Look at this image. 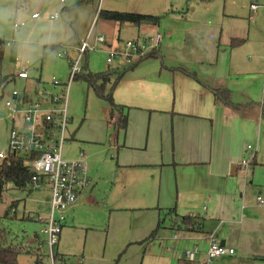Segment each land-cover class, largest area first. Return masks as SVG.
Listing matches in <instances>:
<instances>
[{"label":"crops","instance_id":"crops-1","mask_svg":"<svg viewBox=\"0 0 264 264\" xmlns=\"http://www.w3.org/2000/svg\"><path fill=\"white\" fill-rule=\"evenodd\" d=\"M250 1L188 0L185 12L147 14L161 17L157 26L123 23L132 27L129 41L162 37L158 57L132 62L113 92L127 108L125 131L116 129V115L107 121L116 134L109 169L116 195L128 205L110 209L146 214L133 239L148 238L163 253L149 264H190L184 251L197 246L203 252L210 236L234 250L212 264H264V7L252 11ZM231 39L242 42L231 46ZM111 43L105 39L104 48L111 50ZM6 77L11 81L14 74ZM40 85L22 94L36 97ZM215 91L230 92L233 104L253 106L233 112L215 103ZM246 157L250 162L243 167ZM88 178L63 228L73 225L75 211L98 188L97 171ZM34 216L28 220L43 226L44 219ZM158 226L167 238H150Z\"/></svg>","mask_w":264,"mask_h":264},{"label":"rangeland","instance_id":"rangeland-1","mask_svg":"<svg viewBox=\"0 0 264 264\" xmlns=\"http://www.w3.org/2000/svg\"><path fill=\"white\" fill-rule=\"evenodd\" d=\"M187 1L3 0L0 4V41H13L11 47L0 49V77L15 76L19 70L17 60L21 61L23 67H27L29 75L28 80L16 78L15 83L6 84L4 92H0V113L5 112L4 103L9 99L11 91L26 92L40 83L39 87L44 86L47 90L58 93L59 89L50 86L53 78L63 84L69 83L66 108L72 119L70 130L74 132V142L72 146H64L63 157L69 160L77 158L76 153L82 150L88 173L92 176L97 171L100 176L98 188L90 194L85 207L75 211L73 225L64 227L59 235L53 253L60 258L57 261L54 255L51 258L43 243L39 250L40 264H149L156 262L152 259L153 256H163L161 248L150 243L148 238L133 239L138 238L142 230L146 217L144 212H113L110 209H123L128 205L116 195L115 182L109 169V161L114 157L112 146L116 134L111 126H107L108 104L98 98L83 80L71 81L68 60L57 54L66 52L72 55L85 40L93 44L97 35H103L112 42L111 50L124 51L123 43L134 39L132 27L99 19V10L144 14L151 12L159 15L167 10L181 11L182 7L185 12L190 7ZM37 11L41 18L31 20V14ZM53 13H58L59 17L55 21H49L46 16ZM21 21L25 22V26L14 31L13 23ZM105 45L97 43L93 50L88 49L82 66L87 62L88 73L111 74L112 82L115 79L113 73L122 71L127 64L117 59L108 65ZM30 98L37 100L34 96ZM115 115L117 122L119 116ZM10 128L9 119L0 115V151L7 149ZM13 204L14 208L17 206L16 212H8ZM49 211L50 193L47 190H21L7 184L0 198V215L8 212V217L2 221L4 229L13 237V243H22L33 252L38 244L35 235L43 226L28 219L34 215L45 219ZM33 218L38 220V217ZM169 224V220L164 221L167 228ZM161 231L158 230L156 235L166 237ZM166 235L171 236V233ZM39 236L42 241L45 240L42 233ZM171 245L173 248L174 243L171 242ZM29 246L32 248H28ZM149 255L151 256L148 258ZM172 255L164 254L165 257ZM17 263L36 264V257L32 253H21Z\"/></svg>","mask_w":264,"mask_h":264},{"label":"built area","instance_id":"built-area-1","mask_svg":"<svg viewBox=\"0 0 264 264\" xmlns=\"http://www.w3.org/2000/svg\"><path fill=\"white\" fill-rule=\"evenodd\" d=\"M56 1L63 2L62 0ZM249 7L255 11L264 5L261 6L258 0H251ZM58 17V13L46 16L49 21H54ZM40 18L39 12L31 15V19ZM24 26L25 22L23 21L13 23L14 31H18ZM161 39V35L157 34L146 38L143 42L127 41L124 43L122 52L107 50L106 63L111 65L113 61L120 59L126 64H130L143 58L151 50H156ZM12 42H2V45L11 47ZM97 43L105 44V38L102 35H97L94 37L93 44L89 40H85L74 56H69L66 52L57 54L68 60L71 81L83 73L82 61L88 49L93 50ZM20 62L17 60L19 70L10 82L14 78L21 80L29 78L27 67H23ZM50 86L59 89V92L53 93L41 86L35 91L36 101L17 91L10 92L9 99L4 103L5 112L3 115L9 119L11 128L8 134L7 149L0 151V168L11 158L19 159L30 176V182L25 189L49 191L50 211L43 221L41 230L45 240L38 244L36 250H41L44 243L52 258L53 248L57 244L67 215L78 202L81 193L89 187L90 182L82 152L75 159L68 160L63 157V148L70 141V117L66 108V93L69 83L63 84L60 80L53 78ZM0 92L3 93L4 88L0 87ZM250 158H243L240 165L247 167ZM258 202H262L260 198H258ZM208 240L209 243L203 252H200V249L195 246L184 251V258L190 264H212L219 258L234 254L233 249L222 245L213 236H210Z\"/></svg>","mask_w":264,"mask_h":264},{"label":"trees","instance_id":"trees-1","mask_svg":"<svg viewBox=\"0 0 264 264\" xmlns=\"http://www.w3.org/2000/svg\"><path fill=\"white\" fill-rule=\"evenodd\" d=\"M92 1V0H87ZM98 18L104 21H111L116 23H127L134 26L141 25H151L157 26L160 22L161 17L152 16L147 14L139 13H126L118 11H107L99 10ZM242 40L240 39H231V46H236L240 44ZM2 41H0V49L2 47ZM5 47V46H4ZM158 54L155 50L148 52L141 60L148 58H157ZM0 59H1V50H0ZM140 60V59H139ZM140 62V61H139ZM135 63H132L131 66L122 71L114 72L115 79L111 82L109 73H85L77 76L74 80H83L87 87L90 88L93 93L100 99L104 100L109 107V117H113L115 114H118L119 119L117 122H114L116 129L120 131H125L127 126V115L124 106L118 105L113 98V92L120 80L122 79L125 72L133 69ZM87 70V65H84V71ZM113 76V75H112ZM9 77H0V87L5 88L6 84L10 82ZM109 86V89L107 87ZM214 100L216 104H221L222 106L230 109L233 112H238L244 108H250L253 105H236L233 104L230 100V92L228 91H215ZM262 115L264 116V105L261 108ZM30 182L29 173L23 168L22 162L19 159L11 158L8 163H5L0 168V198L4 192V188L7 184L13 185L17 189L24 190ZM14 208V204L10 206L9 210ZM8 212L3 216L0 215V264H18L17 258L21 253H32L36 257V264H40V251L35 250L34 252L26 249L23 245H18L13 243L11 236L8 235V232L4 229L2 221L4 218L8 217ZM187 220V219H186ZM184 220V221H186ZM159 226L151 233L150 238H154ZM31 251V252H30ZM55 261L59 259V255L53 254Z\"/></svg>","mask_w":264,"mask_h":264},{"label":"clouds","instance_id":"clouds-1","mask_svg":"<svg viewBox=\"0 0 264 264\" xmlns=\"http://www.w3.org/2000/svg\"><path fill=\"white\" fill-rule=\"evenodd\" d=\"M3 3V0H0V4H2Z\"/></svg>","mask_w":264,"mask_h":264}]
</instances>
